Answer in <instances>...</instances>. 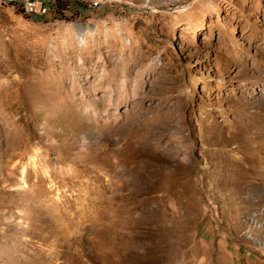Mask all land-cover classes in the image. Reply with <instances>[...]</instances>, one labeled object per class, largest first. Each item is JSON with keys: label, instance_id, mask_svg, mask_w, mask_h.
Masks as SVG:
<instances>
[{"label": "rangeland", "instance_id": "rangeland-1", "mask_svg": "<svg viewBox=\"0 0 264 264\" xmlns=\"http://www.w3.org/2000/svg\"><path fill=\"white\" fill-rule=\"evenodd\" d=\"M255 158L264 0H0V264H264Z\"/></svg>", "mask_w": 264, "mask_h": 264}, {"label": "built area", "instance_id": "built-area-1", "mask_svg": "<svg viewBox=\"0 0 264 264\" xmlns=\"http://www.w3.org/2000/svg\"><path fill=\"white\" fill-rule=\"evenodd\" d=\"M16 5L26 17L45 16L63 0H6Z\"/></svg>", "mask_w": 264, "mask_h": 264}, {"label": "bare ground", "instance_id": "bare-ground-1", "mask_svg": "<svg viewBox=\"0 0 264 264\" xmlns=\"http://www.w3.org/2000/svg\"><path fill=\"white\" fill-rule=\"evenodd\" d=\"M2 2H5V3H8V4H11L10 3V1H6V0H1ZM16 6V5H15ZM16 8L18 9V7L16 6ZM106 148V147H105ZM106 150V149H105ZM99 157V156H98ZM254 163H256V165H252L251 167H250V171H252L253 172V176H254V178L256 177V175H257V177H262V178H264V159L262 160V159H254V161H253ZM256 177V178H257ZM248 179V178H247Z\"/></svg>", "mask_w": 264, "mask_h": 264}, {"label": "trees", "instance_id": "trees-1", "mask_svg": "<svg viewBox=\"0 0 264 264\" xmlns=\"http://www.w3.org/2000/svg\"><path fill=\"white\" fill-rule=\"evenodd\" d=\"M9 5L12 6V7H14L15 9H17L15 5H12V4H9ZM17 10L22 14V12L20 11L19 8Z\"/></svg>", "mask_w": 264, "mask_h": 264}]
</instances>
